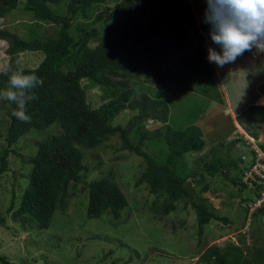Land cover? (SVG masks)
<instances>
[{
    "label": "trees",
    "instance_id": "1",
    "mask_svg": "<svg viewBox=\"0 0 264 264\" xmlns=\"http://www.w3.org/2000/svg\"><path fill=\"white\" fill-rule=\"evenodd\" d=\"M117 1L106 17L98 14L93 17L94 8L105 0H0V19L21 5L33 20L52 27L53 31L47 30L43 35L34 32L25 40L0 29V40L7 43L5 53L10 57L6 70L0 72V90L9 86L12 71L34 74L43 80V85H37L30 92L36 98L26 102L29 122L13 115L18 110L15 102L0 98V110H5L8 117L5 131L0 134L5 142L0 150V178L8 171L9 155L19 154L12 147L29 134L41 135L33 140V154L21 155L31 169L20 200L16 203L12 196L6 212L24 231L47 229L54 214L65 211L70 185L82 183L87 193V219L108 215L116 225L121 211L128 205L127 198L110 177L87 183L84 178L88 167L84 159L86 152L101 148L118 136L123 150L145 162L136 184H146L149 193L157 197L152 205L153 213L167 215L183 202L184 208L190 206L194 211L201 237L205 226L212 221L230 223L216 214L202 196L209 190L206 177L218 175L239 192L254 193L245 185L243 177L253 166L256 153L251 149V158L247 160L244 157L236 160L230 155L240 140L226 141L237 125L231 116L222 113L215 119L217 124L221 122L222 128L215 133L216 140L212 136L213 145L194 161V168H187L184 156L198 153L206 145L203 132L195 122L180 130L169 124L170 108L162 93L168 87L170 76L164 75L162 64L156 61L152 40L185 33V26L194 24L190 9L179 0ZM203 1L207 7V0ZM138 11H143L147 19L136 16ZM78 18L81 21L75 22ZM145 22L147 30L139 29ZM96 24L98 28L93 27ZM92 41H96L93 47L90 46ZM24 52H42L44 58L36 68L19 70L17 56ZM196 61L193 56L191 62ZM141 70L148 72L145 83L152 85L154 91H160V96L152 97L143 92L134 99L121 98L120 93L127 89V79L140 78ZM208 77L212 78V73ZM83 80L88 81L90 88L100 89L102 104L94 107L87 101ZM209 85V89L216 91L208 94L210 100L220 103L222 95L213 79ZM261 98L260 95L256 105ZM126 110L135 115L126 125L113 126V120ZM147 120L163 126L146 130L144 122ZM236 122L248 136L258 140L256 128L264 126V106H250L237 116ZM53 126L58 128L57 133L50 132ZM159 140L166 151L163 158L157 159L158 155L151 153V146ZM257 147L264 154V143ZM201 184L203 186L196 190ZM246 195L241 201L249 200ZM259 215H264V208L252 217ZM0 222H3L1 218ZM242 245L243 242L241 245L228 243L224 247L213 244L201 252L194 264H264V238H255L250 246ZM0 264L12 263L0 255Z\"/></svg>",
    "mask_w": 264,
    "mask_h": 264
},
{
    "label": "rangeland",
    "instance_id": "2",
    "mask_svg": "<svg viewBox=\"0 0 264 264\" xmlns=\"http://www.w3.org/2000/svg\"><path fill=\"white\" fill-rule=\"evenodd\" d=\"M179 1L189 7L194 24L192 27L185 26L187 33L178 32L168 38H154L152 42L156 47V61L162 64L164 75L167 73L170 76L168 87L162 93L170 108L169 124L180 130L195 122L202 129L206 143L202 151L186 154L183 162L187 168H194V161L211 148L212 136L222 128L221 122L217 124L215 119L222 113L231 116L233 123L237 125V129L226 141L240 140L230 155H234L236 160L240 157L250 159L251 149L264 143V126L256 128L259 137L255 140L243 131L236 118L250 106H264L261 104L264 97V51H258L254 47L251 51L244 52L236 59L242 60L235 61L239 63L236 66L235 62L222 67L211 62L209 48L219 51V47L211 40L210 25L206 23V15L203 14H206L207 9L204 1ZM117 2L105 0V3L94 8L93 17L97 14L106 17ZM136 16L147 19L143 11L136 12ZM79 21L80 18L75 20ZM204 25L205 28L202 27ZM93 27L98 28L99 24ZM145 27L146 22L139 29ZM0 29L13 32L25 40L34 32L40 35L47 30L53 32L52 27L33 20L21 5L0 19ZM95 45L96 41L90 44L92 47ZM6 48L7 43L0 40V72L6 70L10 58L5 53ZM193 56L197 58L194 64L191 62ZM43 58L42 52H24L17 56L16 64L19 70L33 69ZM141 71L138 73L140 78L131 81L127 79V89L120 93L121 98L134 99L143 92L152 97L160 96V91H154L152 85L145 83L148 72ZM211 73L212 78H209ZM211 79L222 95L220 103L211 101L208 96L216 93L209 89ZM88 84L87 80L82 81L87 101L97 107L103 103L101 91L97 87L90 88ZM203 89L207 91L204 92ZM260 95L262 98L256 105ZM134 115L135 113L126 110L113 120L112 125L124 126ZM7 123L6 111L0 110L1 135ZM162 126V123L153 120L144 122V128L149 131ZM50 132L57 133L58 128L53 126ZM40 137L41 135L37 137L29 134L12 147L19 154L9 155L8 171L0 178V218L3 220L0 222V255L5 256L12 264H194L201 252L213 244L224 247L228 243L241 245L243 242L242 246L246 247L255 238H264V215L248 220L246 211L251 194L239 192L218 175L206 177L209 190L202 196L216 214L230 221L229 224L212 221L205 226L203 235L199 237L195 213L190 206L184 208L183 202H179L176 210L167 215L153 213L152 205L157 197L149 193L146 184H136L145 168V162L141 157L123 150L118 136L112 137L101 148L86 152L84 159V164L88 167L84 178L87 183L110 177L126 196L128 205L121 211L118 223L114 225L115 221L108 215L87 219V193L80 183L70 185L68 205L65 211L54 214L49 228L24 231L11 220L6 209L12 196L16 203L20 200L31 169L30 165L22 161V157L33 154V140ZM214 139L216 140L215 137ZM4 145V139L0 138V150ZM151 147V153L158 155L157 159L163 158L166 148L161 140ZM202 186H196L195 189ZM244 195L248 201H241Z\"/></svg>",
    "mask_w": 264,
    "mask_h": 264
},
{
    "label": "clouds",
    "instance_id": "3",
    "mask_svg": "<svg viewBox=\"0 0 264 264\" xmlns=\"http://www.w3.org/2000/svg\"><path fill=\"white\" fill-rule=\"evenodd\" d=\"M206 23L219 47V51L209 48V60L221 67L254 47L264 51V0H207ZM37 85H43V80L36 75L12 71L9 86L0 90V98L17 104L13 115L23 122L30 121L25 106L36 98L30 92Z\"/></svg>",
    "mask_w": 264,
    "mask_h": 264
},
{
    "label": "built area",
    "instance_id": "4",
    "mask_svg": "<svg viewBox=\"0 0 264 264\" xmlns=\"http://www.w3.org/2000/svg\"><path fill=\"white\" fill-rule=\"evenodd\" d=\"M253 150L256 153L253 166L245 172L243 177V181L248 189L250 191L254 190V193H250L252 198L249 200L247 206L249 221L257 210L264 208V154L257 146Z\"/></svg>",
    "mask_w": 264,
    "mask_h": 264
},
{
    "label": "crops",
    "instance_id": "5",
    "mask_svg": "<svg viewBox=\"0 0 264 264\" xmlns=\"http://www.w3.org/2000/svg\"><path fill=\"white\" fill-rule=\"evenodd\" d=\"M201 7V6H200ZM198 8V7H197ZM201 11V10H200ZM202 12V11H201ZM204 15H206L205 13H203ZM204 17V16H203ZM196 23V22H195ZM197 24V23H196ZM235 61H242L241 59H238V60H235ZM237 64H239V63H237V62H235V66L237 65ZM231 66H232V64H231ZM234 119V118H233Z\"/></svg>",
    "mask_w": 264,
    "mask_h": 264
},
{
    "label": "bare ground",
    "instance_id": "6",
    "mask_svg": "<svg viewBox=\"0 0 264 264\" xmlns=\"http://www.w3.org/2000/svg\"><path fill=\"white\" fill-rule=\"evenodd\" d=\"M261 104H264V97H263L262 100H261Z\"/></svg>",
    "mask_w": 264,
    "mask_h": 264
}]
</instances>
